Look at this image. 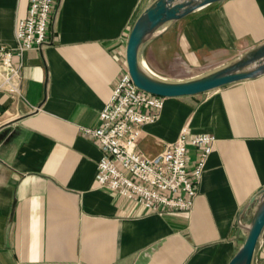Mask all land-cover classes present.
Wrapping results in <instances>:
<instances>
[{
  "label": "crops",
  "instance_id": "obj_1",
  "mask_svg": "<svg viewBox=\"0 0 264 264\" xmlns=\"http://www.w3.org/2000/svg\"><path fill=\"white\" fill-rule=\"evenodd\" d=\"M155 1L55 0L50 43L28 50L17 73L0 55V129L12 127L0 144V264H229L244 244L238 221L251 225L264 190V74L166 98L143 127L149 156L184 126L216 137L190 211L150 213L96 183L103 151L81 128L100 125L131 29ZM28 6L0 0V47L15 46ZM263 44L264 0H223L161 26L140 57L157 74L178 59L219 69ZM197 155L189 147V169ZM261 241L264 260V229Z\"/></svg>",
  "mask_w": 264,
  "mask_h": 264
},
{
  "label": "built area",
  "instance_id": "obj_2",
  "mask_svg": "<svg viewBox=\"0 0 264 264\" xmlns=\"http://www.w3.org/2000/svg\"><path fill=\"white\" fill-rule=\"evenodd\" d=\"M54 7L55 0H29L26 16L16 24L15 46L0 47L1 62L9 71L18 72L28 50L42 49L50 43ZM15 56L19 67L13 65ZM165 101L166 97L138 88L127 68L99 113L100 125L81 128L99 142L103 151L97 163L99 188L133 201L150 213L193 208L197 186L216 144L214 135L192 133L184 126L159 155L141 152L138 139L142 129L159 119ZM189 147H195L198 153L193 169H189Z\"/></svg>",
  "mask_w": 264,
  "mask_h": 264
},
{
  "label": "water",
  "instance_id": "obj_3",
  "mask_svg": "<svg viewBox=\"0 0 264 264\" xmlns=\"http://www.w3.org/2000/svg\"><path fill=\"white\" fill-rule=\"evenodd\" d=\"M223 0H156L136 20L126 46L128 71L138 88L162 97L193 96L216 90L222 86L252 79L264 74V44L248 51L246 57L225 65L207 75L180 82L155 79L140 66V51L145 41L163 25L174 22L195 9ZM12 127L0 129V144ZM252 201L246 208H251ZM255 214L250 226L239 219L238 225L247 229L244 244L229 264H253L256 247L264 229V190L253 205Z\"/></svg>",
  "mask_w": 264,
  "mask_h": 264
},
{
  "label": "rangeland",
  "instance_id": "obj_4",
  "mask_svg": "<svg viewBox=\"0 0 264 264\" xmlns=\"http://www.w3.org/2000/svg\"><path fill=\"white\" fill-rule=\"evenodd\" d=\"M247 54H241L233 59L230 60L228 64H231L235 62L238 59H241L243 57H246ZM226 64V65H228ZM225 66V65H224ZM217 69H196V70H190L180 59L174 61L172 64H167V68L164 71L158 72V76L163 78V81H168V82H180V81H187L191 79H195L204 75H207L213 71H216ZM261 244H257V255L255 256V263L254 264H264L263 258H261V252H262V241L260 242Z\"/></svg>",
  "mask_w": 264,
  "mask_h": 264
},
{
  "label": "bare ground",
  "instance_id": "obj_5",
  "mask_svg": "<svg viewBox=\"0 0 264 264\" xmlns=\"http://www.w3.org/2000/svg\"><path fill=\"white\" fill-rule=\"evenodd\" d=\"M140 66L141 69L147 73L148 75H150L151 77L155 78V79H160L162 80L163 78L159 77L150 67L149 65L145 62L144 59L141 60L140 62Z\"/></svg>",
  "mask_w": 264,
  "mask_h": 264
}]
</instances>
